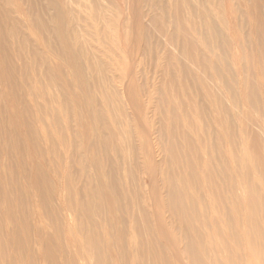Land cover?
<instances>
[{
	"label": "bare ground",
	"instance_id": "1",
	"mask_svg": "<svg viewBox=\"0 0 264 264\" xmlns=\"http://www.w3.org/2000/svg\"><path fill=\"white\" fill-rule=\"evenodd\" d=\"M0 264H264V0H0Z\"/></svg>",
	"mask_w": 264,
	"mask_h": 264
},
{
	"label": "rangeland",
	"instance_id": "2",
	"mask_svg": "<svg viewBox=\"0 0 264 264\" xmlns=\"http://www.w3.org/2000/svg\"><path fill=\"white\" fill-rule=\"evenodd\" d=\"M219 1V0H218ZM222 1V0H221ZM224 1V0H223ZM215 4V3H214ZM214 4H211V8H213L212 9V14H216V12H215V9H216V5H214ZM217 4V3H216ZM166 5H167V3H166ZM163 7H165V4H164V6ZM226 7L228 8L229 7V4H226ZM9 11V10H8ZM113 11H111V12H109L110 14L112 13ZM121 12V11H120ZM20 13V12H19ZM18 13V14H19ZM114 13H117V12H113V14ZM17 14V15H18ZM22 14V13H21ZM21 14H19L18 15V17H20V16H22ZM16 15V14H15ZM109 15V14H108ZM112 15V14H111ZM110 16V15H109ZM100 26L102 25V23H100L99 24ZM121 25V26H120ZM53 26H55V25H53ZM100 26H99V28H100ZM115 26V27H114ZM21 26H16L14 29L13 28H11L12 30H14V32H16V33H18L19 34V36L21 37V38H19V39H14V40H18L19 42H23V39L22 38H24V44H26V42L29 44V45H31V43H33V44H36V46L39 48V45L40 44H43L44 43V40H43V38H42V36H41V34H38V33H36V31H34V30H32V29H27L26 27H21ZM111 27L113 28V29H110V31H108L109 33H111V37H113V38H115L114 36L116 35V39L118 40H120V41H125V39L123 40V34H122V30H123V28H121L122 27V24L120 23V22H118V23H112V25H111ZM219 27V26H218ZM78 28V30H76ZM19 29V30H18ZM83 27H82V24H79V25H77L76 24V26H73L72 27V31H74V32H81V33H83ZM112 30H113V32L115 33H113L112 32ZM153 32H155L154 30H152ZM33 32V33H32ZM150 33L151 34V36H156V34L155 33ZM154 34V35H153ZM27 35V36H26ZM40 35V37H38ZM114 35V36H113ZM35 37V38H34ZM41 38V39H40ZM41 40H42V42H41ZM108 45L107 44H105V50H107V47ZM40 53V52H39ZM258 73H260V75H261V72H258ZM261 77V76H260ZM140 83H142V81L140 82ZM147 94H148V92H147ZM146 95V94H145ZM142 101L144 102V101H146V98H143L142 99ZM75 126H76V129L79 131V133H80V131L82 130L83 132H84V129H85V126L84 127H82V126H79V125H76L75 124ZM72 140H76L77 141V144L79 145V146H82V145H84L83 143L84 142H82V140H83V138H82V136H76L75 138H73V136H72V139H71V141ZM75 141V142H76ZM72 145V144H71ZM74 148L76 149V147L74 146ZM80 149V148H79ZM79 149H78V152H79ZM26 150L28 151V152H30L31 150H32V153L30 152V156L33 158L34 157V159L35 160H37V158H40L39 156V152H41V151H37V154L35 153V151L33 150V149H30V148H26ZM27 152V153H28ZM35 153V154H34ZM80 153V152H79ZM42 156V155H41ZM81 161H83V162H81ZM79 163H83L84 165H86V163H85V161L84 160H80L79 161ZM96 217V219H95V221L97 222V224H99L101 221H99V219H98V217H97V215L95 216ZM102 223V222H101ZM102 226V225H101ZM104 232L105 231H101V235H104Z\"/></svg>",
	"mask_w": 264,
	"mask_h": 264
}]
</instances>
